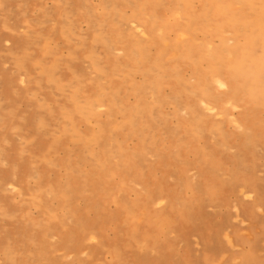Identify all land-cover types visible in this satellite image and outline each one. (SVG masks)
<instances>
[{
	"label": "rangeland",
	"instance_id": "obj_1",
	"mask_svg": "<svg viewBox=\"0 0 264 264\" xmlns=\"http://www.w3.org/2000/svg\"><path fill=\"white\" fill-rule=\"evenodd\" d=\"M0 264H264V0H0Z\"/></svg>",
	"mask_w": 264,
	"mask_h": 264
},
{
	"label": "bare ground",
	"instance_id": "obj_2",
	"mask_svg": "<svg viewBox=\"0 0 264 264\" xmlns=\"http://www.w3.org/2000/svg\"><path fill=\"white\" fill-rule=\"evenodd\" d=\"M259 70V69H258ZM258 101V100H257Z\"/></svg>",
	"mask_w": 264,
	"mask_h": 264
}]
</instances>
